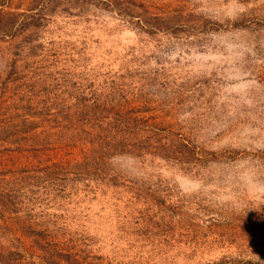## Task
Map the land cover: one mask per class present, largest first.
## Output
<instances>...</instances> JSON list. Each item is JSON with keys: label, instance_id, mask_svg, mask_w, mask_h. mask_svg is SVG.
<instances>
[{"label": "rangeland", "instance_id": "1", "mask_svg": "<svg viewBox=\"0 0 264 264\" xmlns=\"http://www.w3.org/2000/svg\"><path fill=\"white\" fill-rule=\"evenodd\" d=\"M0 264H264V0H0Z\"/></svg>", "mask_w": 264, "mask_h": 264}, {"label": "trees", "instance_id": "2", "mask_svg": "<svg viewBox=\"0 0 264 264\" xmlns=\"http://www.w3.org/2000/svg\"><path fill=\"white\" fill-rule=\"evenodd\" d=\"M125 119V116L123 115H118V120H115V122H107L106 124H104V126L102 127V130H106V137L108 138H117L118 136H120L122 129H124L123 126V120ZM29 121V120H28ZM31 126V128L35 129V127L39 126L38 122H28ZM103 166V165H102Z\"/></svg>", "mask_w": 264, "mask_h": 264}]
</instances>
